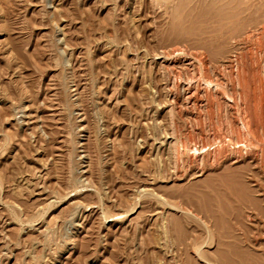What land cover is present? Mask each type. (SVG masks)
I'll return each mask as SVG.
<instances>
[{"label":"rangeland","instance_id":"1","mask_svg":"<svg viewBox=\"0 0 264 264\" xmlns=\"http://www.w3.org/2000/svg\"><path fill=\"white\" fill-rule=\"evenodd\" d=\"M261 20L264 0H0V264H264Z\"/></svg>","mask_w":264,"mask_h":264},{"label":"bare ground","instance_id":"2","mask_svg":"<svg viewBox=\"0 0 264 264\" xmlns=\"http://www.w3.org/2000/svg\"><path fill=\"white\" fill-rule=\"evenodd\" d=\"M251 12V11H250ZM256 17V16H255ZM261 21H264V20H261ZM262 29H264V26H262V28H261V30ZM262 31H264V30H262ZM262 33V32H261ZM262 34H264V33H262ZM208 48V47H207ZM246 77V76H245ZM247 78V77H246ZM238 80H239V78H238ZM245 81V83L247 84V79L246 80H244ZM244 81L243 80H241L240 81V83L241 84H243L244 83ZM197 85V84H196ZM243 86V88L242 89H244L243 90V92H244V94L243 95H245L244 97H250L251 96V94H249V92L247 91V90H245V86L244 85H242ZM191 87V86H190ZM262 87H264V84H262ZM192 88V87H191ZM191 91V90H190ZM247 91V92H246ZM246 92V93H245ZM191 93H193V92H191ZM196 95V94H195ZM254 99L253 101H252V99ZM251 98H249L248 100H246V101H244L243 103H245V108L247 109L246 111H248L247 113L245 112V118H243L244 120V126H245V130L246 131H248V133L249 134H251V136H254L255 135V133H256V131H257V128L260 126V127H262V126H264V123H262V122H260V121H258L257 119H256V117H255V114H254V108L257 106V105H259V107L261 108V107H264V89H262V91L258 94V95H256V94H254V92H253V94H252V97ZM195 99V98H194ZM252 104H253V109H252ZM259 108V109H260ZM256 109H257V107H256ZM257 111V110H256ZM244 116V115H243ZM262 117H264V116H262ZM262 121H264V120H262ZM243 130V129H242ZM260 147V146H259ZM260 149V148H259ZM251 151H252V156H251V158H253V156L256 154V152L253 150V149H251ZM248 152V151H247ZM260 154H261V156H260V158H259V162L261 163L260 165H264V149H262V150H260ZM249 154V153H248ZM258 156V155H257ZM249 188V187H248ZM255 197V196H254ZM250 201V200H249ZM254 201V200H253ZM258 201V200H257ZM256 201V202H257ZM252 202V201H251ZM251 206V205H250ZM254 207V206H253Z\"/></svg>","mask_w":264,"mask_h":264}]
</instances>
